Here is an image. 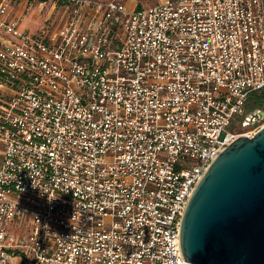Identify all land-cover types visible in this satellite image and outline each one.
Returning a JSON list of instances; mask_svg holds the SVG:
<instances>
[{
    "label": "built area",
    "instance_id": "built-area-1",
    "mask_svg": "<svg viewBox=\"0 0 264 264\" xmlns=\"http://www.w3.org/2000/svg\"><path fill=\"white\" fill-rule=\"evenodd\" d=\"M260 93L264 0H0V264H194L185 208Z\"/></svg>",
    "mask_w": 264,
    "mask_h": 264
},
{
    "label": "water",
    "instance_id": "water-1",
    "mask_svg": "<svg viewBox=\"0 0 264 264\" xmlns=\"http://www.w3.org/2000/svg\"><path fill=\"white\" fill-rule=\"evenodd\" d=\"M179 242L186 262L264 264V128L210 165L187 203Z\"/></svg>",
    "mask_w": 264,
    "mask_h": 264
},
{
    "label": "rangeland",
    "instance_id": "rangeland-1",
    "mask_svg": "<svg viewBox=\"0 0 264 264\" xmlns=\"http://www.w3.org/2000/svg\"><path fill=\"white\" fill-rule=\"evenodd\" d=\"M123 1H124L125 5L128 6V7L129 6H132L133 3H135L137 6H140L141 5L142 7H148V6L152 5V4H154L156 0H123ZM34 11H37V9H34L31 13H33ZM45 11H46V9H45ZM57 19H58V15L56 14L53 17V21L56 22ZM34 21H35L34 23H33V21L30 22V24L28 26V27L31 28L30 32H35L38 29V27L36 26L37 23H38V20H34ZM262 124H264V120H261V121H257L255 123H252L250 126H248L245 129H241V128H237L236 127V130L237 129H239L240 131H242V130H249V129H252V127H254L256 125H262Z\"/></svg>",
    "mask_w": 264,
    "mask_h": 264
},
{
    "label": "flooded vegetation",
    "instance_id": "flooded-vegetation-1",
    "mask_svg": "<svg viewBox=\"0 0 264 264\" xmlns=\"http://www.w3.org/2000/svg\"><path fill=\"white\" fill-rule=\"evenodd\" d=\"M262 113H264V107L259 105H249V108L247 109L240 124V128L245 129L252 123L257 122V120L261 118Z\"/></svg>",
    "mask_w": 264,
    "mask_h": 264
},
{
    "label": "crops",
    "instance_id": "crops-1",
    "mask_svg": "<svg viewBox=\"0 0 264 264\" xmlns=\"http://www.w3.org/2000/svg\"><path fill=\"white\" fill-rule=\"evenodd\" d=\"M99 1H110V0H99ZM119 1H121V2L125 5V3H124L123 0H119ZM125 7H126L128 10H132L133 8L137 7V5H136L135 3H133L132 6H129V7H128V6L125 5ZM140 7H142V6L140 5ZM35 9H37V11H34L33 13H31L30 16H29V19H28V20L25 22V24H24V26H25L26 28L31 29V28L28 27V26H29L30 22H32V21H33V23H34V22H35L34 20H38V23H37L36 26H38V25H39L41 22H43V20H44L45 13H40V11H39L38 8H35Z\"/></svg>",
    "mask_w": 264,
    "mask_h": 264
},
{
    "label": "trees",
    "instance_id": "trees-1",
    "mask_svg": "<svg viewBox=\"0 0 264 264\" xmlns=\"http://www.w3.org/2000/svg\"><path fill=\"white\" fill-rule=\"evenodd\" d=\"M250 105H259L264 107V93H260L259 95H253L249 99Z\"/></svg>",
    "mask_w": 264,
    "mask_h": 264
}]
</instances>
